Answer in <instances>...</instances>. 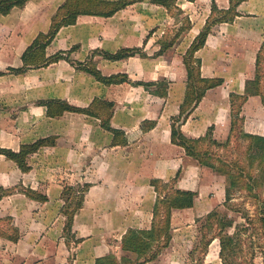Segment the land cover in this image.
<instances>
[{
    "label": "crops",
    "instance_id": "crops-1",
    "mask_svg": "<svg viewBox=\"0 0 264 264\" xmlns=\"http://www.w3.org/2000/svg\"><path fill=\"white\" fill-rule=\"evenodd\" d=\"M64 1L29 0L0 14V147L18 151L40 138L56 139L29 156L26 172L0 153V187L27 186L47 196L38 201L16 189L0 199V217L11 216L21 233L18 241L0 238V264H95L107 254L134 258L122 250L121 241L130 227L143 235L151 232L157 198L151 180L168 183L176 177L175 188L197 192L194 206L173 211L170 245L146 264H183L173 245L178 231L225 199L220 176L187 155L171 137L172 118L179 114L185 94L183 57L204 28L213 0H177L172 11L142 0L109 17L79 15L47 47L48 55L71 51L70 60H92L105 76L125 73L132 81L165 80V95L154 92L157 86L105 84L66 59L22 74L10 72L22 66L23 52L40 32L49 30L51 17ZM214 1L219 8L230 7L231 0ZM237 10L234 21L213 27L196 54L202 75L222 77L224 83L209 89L186 119L181 127L186 136H204L210 126L217 139L229 135L231 94L245 92L264 41V0H243ZM124 47H139L145 55L122 60L105 56ZM95 98L113 101L111 125L125 133L126 144L112 145V132L97 117L79 112L51 117L40 103L60 99L87 107ZM241 114L247 131L264 136L260 96H250ZM249 117L257 119L254 128ZM145 121L156 123L144 129ZM85 183L90 186L73 225L76 238L82 240L68 245L63 190Z\"/></svg>",
    "mask_w": 264,
    "mask_h": 264
},
{
    "label": "trees",
    "instance_id": "trees-1",
    "mask_svg": "<svg viewBox=\"0 0 264 264\" xmlns=\"http://www.w3.org/2000/svg\"><path fill=\"white\" fill-rule=\"evenodd\" d=\"M29 0H0V14L6 15L15 7H23ZM142 0H65L51 17L50 28L47 32H40L32 43L25 49L22 54V66L18 68H9V71L16 74L25 73L31 68H40L48 66L61 59L70 60L71 51H58L52 55L47 54V47L53 42L57 33L63 26L72 25L77 21L79 15H97L109 17L119 10ZM153 3L165 6L172 11L176 7L177 0H150ZM243 0H231L229 8H219L213 0L211 14L206 25L195 38L193 43L184 54L183 61L186 66V83L184 99L180 105V112L172 119L171 137L174 144L180 145L186 151V154L197 160L200 165L210 167L216 170L219 176L226 175L228 184L225 186V203L233 200L234 188H248L251 195L257 203V214L252 217L248 212L244 214L245 221L236 224L235 231L229 232V228L233 227L235 220L229 218L225 212H219L220 205L215 206L204 217L201 228H199V238L195 245L189 251V264H202L203 256L205 258L209 247L214 240L220 243L219 257L223 264H258L255 261V245L251 240L252 256L247 260L246 251L247 244L244 241L243 234L248 230L257 233L256 222L259 223L258 230L263 235L264 240V196L258 190L264 189V136L246 132L243 130L245 117L241 114L243 104L250 96H260L264 105V42L260 46L256 60L254 76L246 80L245 92L243 94H231V127L228 138L225 142H219L213 138L214 127L210 126L207 133L200 137L186 136L181 127L202 101L207 91L224 83L222 77H206L202 75L201 58L196 54L204 47L208 35L212 28L220 23L232 22L239 15L237 10L239 4ZM188 22V19L185 18ZM171 44L163 45L159 51L163 52ZM105 56L111 60L127 59L137 54L143 56L145 53L139 47L121 48L115 53L104 52ZM80 70H84L92 74L96 79L105 84H119L123 82H133L136 84H144L147 87L157 86L154 92L165 95L168 84L165 80L158 82H142L132 81L125 73L103 75L97 69L96 64L92 60L86 62H76L70 60ZM3 73V72H2ZM238 101V103H237ZM47 108V114L51 117L61 116L65 112H79L88 114L100 119L102 126L111 131L113 134L112 145H124L127 143L126 135L123 131L117 130L111 125L113 116V101L95 98L87 107H78L70 104L66 100L49 99L40 101ZM241 122L240 135L250 139L248 148L246 167L243 166V157L235 154L229 161L225 153L212 150V147L223 148L228 151L230 143L233 141L236 132V123ZM155 121H145L144 129H151L155 126ZM54 137L40 138L33 143L22 144L18 151L0 147V153L4 154L8 159L14 161L18 167L26 172L29 171L30 165L28 158L31 154L37 152L44 146L55 144ZM236 151V150H235ZM230 152V149H229ZM246 155V154H245ZM235 169V171H233ZM221 174V175H220ZM177 177L170 182L155 178L151 180V184L157 191V198L153 207V220L151 232L143 235L136 229L130 227L122 237L121 248L127 253L135 255L134 258L125 255L118 259L114 254H107L98 257L95 264H146L147 262L156 260L159 255L167 248L173 238L172 232V214L176 209H187L194 206L197 192L193 190H182L175 188ZM90 184L85 183L78 186L66 185L63 190L65 203L62 207L63 214L66 216L67 222L64 228L65 239L68 245L72 242H80L81 238H76L73 230L74 219L77 212L83 207L85 193ZM22 191L29 198L45 201L47 196L38 190H34L27 186H19L12 188L0 187V199L4 196L14 193L15 190ZM238 206L237 204H235ZM236 206L231 210L239 211ZM198 234V235H199ZM249 234L247 237H251ZM21 233L18 227L12 225V217H0V238H6L11 241H18ZM246 240L248 242V238ZM252 239V238H250ZM261 248L263 264H264V244ZM199 253L203 256H199ZM245 254V255H244ZM244 258L242 259V256ZM241 257V259L239 258ZM240 259V261H239Z\"/></svg>",
    "mask_w": 264,
    "mask_h": 264
},
{
    "label": "rangeland",
    "instance_id": "rangeland-1",
    "mask_svg": "<svg viewBox=\"0 0 264 264\" xmlns=\"http://www.w3.org/2000/svg\"><path fill=\"white\" fill-rule=\"evenodd\" d=\"M254 72H255V66H254V70L252 72L253 75L251 76V78L254 76ZM237 103H238V101H237ZM248 121H249V126H251V127L253 126V124L256 125V123H257V119L252 118V117H249ZM241 126H242L241 122L236 123V127H237L236 132L234 133L235 135L233 137L232 143H230V147L228 148V151L224 150L223 148H216V147H212V150H217L220 153H225V156L229 161H231L233 159L234 152H235V154L242 155L243 161H244L243 166H244L245 170L246 169L248 170L249 168L246 167V162H247V155L249 152L248 148H249V144H250V139L246 138L245 136L240 135L239 131H240ZM243 126H244L243 130H245L246 132H249V131H247V129H245V122H244ZM230 127H231V123H230ZM253 128H254V126H253ZM213 132H214V130H213ZM213 138H215L219 142H225L228 137L226 139H224V138L223 139H221V138L217 139L213 135ZM229 149H230V152H229ZM204 167H206V166H204ZM207 168H209L213 173H215L216 175L219 176V174L216 170H214L210 167H207ZM233 171H235V169H233ZM217 178H220V180L223 181L222 183H224L225 186L228 184V177L226 175H223V176L221 175L220 177H217ZM233 192H235L233 195L234 196L233 200L228 202V203H225L224 202L225 199H224L218 208L219 212H225L228 214L229 218H232L235 220L233 227H230L228 229L230 233H233L235 231L234 226L236 224H239V223H242L245 221L243 216L246 212H248L249 215L252 217L256 216L257 206H258L257 203L255 202L254 197L249 192L248 188H240V189L234 188ZM258 192H260L262 194V196H264V189H262V190L260 189V190H258ZM235 204H237L238 206H236ZM233 206H236V208H238L239 211H235L233 209L231 210L230 208H233ZM205 215L197 218L195 223H193L191 227H186V228H183V230L178 231L179 234L177 235V237L173 241L174 247H177V250L180 251V253H181V256L179 258H182L183 264H189V254L188 253H189L190 249L195 245V243L197 241L196 238H199V236H200V234H199L200 229L199 228H201V226H202V223L204 221L202 219H204ZM13 226H15V225H13ZM255 226L257 227V233L253 232L252 230H248V232L246 234H243V237L245 238L244 241L247 244V247H246V251L248 252L247 260L250 261L249 257L252 256V249H254V247H252V245H250L251 240H252L254 242L255 249H256L255 250V252H256L255 261L258 264H263L262 263L263 262L262 252H261V248L259 247L260 245L264 244V240L261 239L263 235H261L260 230H258V226H259L258 222H256ZM249 234H251L252 236L247 237ZM246 237L248 238V242L246 240ZM250 238H252V239H250ZM219 252H220V243L216 239L211 243L209 250H208V253L206 254L205 258L203 255H201V253H199V256L200 255L203 256V260L201 261L202 264H223L221 258L219 257ZM244 255L242 256V259L244 258ZM239 258L241 259V257H239ZM240 259H239V261H240Z\"/></svg>",
    "mask_w": 264,
    "mask_h": 264
}]
</instances>
